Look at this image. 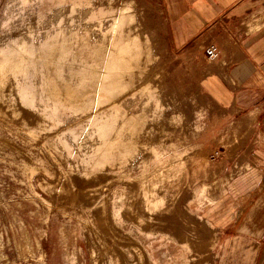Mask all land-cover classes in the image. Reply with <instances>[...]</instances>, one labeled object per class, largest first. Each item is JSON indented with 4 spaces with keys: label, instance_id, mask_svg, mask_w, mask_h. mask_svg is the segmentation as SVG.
<instances>
[{
    "label": "rangeland",
    "instance_id": "374dc122",
    "mask_svg": "<svg viewBox=\"0 0 264 264\" xmlns=\"http://www.w3.org/2000/svg\"><path fill=\"white\" fill-rule=\"evenodd\" d=\"M212 63L159 0H0V264H247L241 237L264 264V185L233 169L251 126L199 90Z\"/></svg>",
    "mask_w": 264,
    "mask_h": 264
},
{
    "label": "crops",
    "instance_id": "0c3cea01",
    "mask_svg": "<svg viewBox=\"0 0 264 264\" xmlns=\"http://www.w3.org/2000/svg\"><path fill=\"white\" fill-rule=\"evenodd\" d=\"M159 4L169 42L180 57L206 59L210 46L219 51L217 63L199 68V90L237 116L234 124L251 126L247 138L251 147L233 169L256 174L264 185V0H159ZM234 241L243 252L248 249L243 261L256 264L261 243L242 237Z\"/></svg>",
    "mask_w": 264,
    "mask_h": 264
},
{
    "label": "built area",
    "instance_id": "2783aa9c",
    "mask_svg": "<svg viewBox=\"0 0 264 264\" xmlns=\"http://www.w3.org/2000/svg\"><path fill=\"white\" fill-rule=\"evenodd\" d=\"M205 54L207 56V58L213 62V63H217L219 60V51L217 50V48L210 46L209 48H207V50L205 51Z\"/></svg>",
    "mask_w": 264,
    "mask_h": 264
}]
</instances>
